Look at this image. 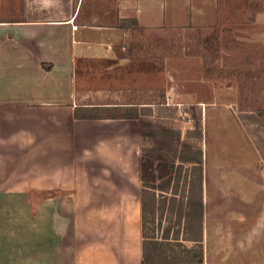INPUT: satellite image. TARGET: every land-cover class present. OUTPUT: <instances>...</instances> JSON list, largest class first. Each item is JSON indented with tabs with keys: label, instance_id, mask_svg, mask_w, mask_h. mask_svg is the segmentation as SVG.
<instances>
[{
	"label": "rangeland",
	"instance_id": "rangeland-1",
	"mask_svg": "<svg viewBox=\"0 0 264 264\" xmlns=\"http://www.w3.org/2000/svg\"><path fill=\"white\" fill-rule=\"evenodd\" d=\"M27 7H82L86 22H113L118 12L136 9L138 2L0 0V20L17 19ZM166 12L174 24L147 27L137 19L120 18L128 36L117 47V57L79 62V101L92 104L79 113L138 115L139 124L154 132L143 136L142 153L161 154L169 173L164 179H147L155 189L145 195L150 203L146 234L155 240L171 229L169 237L180 238L189 248L175 241L162 248L168 253L183 250L189 262L179 264H264V185L228 186L225 194L233 198L226 200L207 187V181L218 177L211 175L217 170L264 176V0H166ZM200 158L202 163H195ZM200 200L202 248L185 240L200 236L197 217L178 223L181 207ZM207 218L217 220L211 238L204 237ZM239 218L241 223L223 222ZM233 227L245 233L228 234ZM6 247L13 251L7 254L14 264L15 248ZM199 248L202 263H196ZM3 256L0 250V264H6Z\"/></svg>",
	"mask_w": 264,
	"mask_h": 264
},
{
	"label": "crops",
	"instance_id": "crops-1",
	"mask_svg": "<svg viewBox=\"0 0 264 264\" xmlns=\"http://www.w3.org/2000/svg\"><path fill=\"white\" fill-rule=\"evenodd\" d=\"M137 2L113 22H86L82 7H27L17 19L0 20V250L6 264L13 253L6 246L15 248L14 264H142L139 121L81 115L80 108L92 104H80L77 71L81 61L117 57L128 36L120 18L147 27L175 23L166 0ZM252 173L217 170L207 187L221 200L233 198L225 194L228 186L264 185V176ZM215 222L205 220V238L213 236Z\"/></svg>",
	"mask_w": 264,
	"mask_h": 264
},
{
	"label": "trees",
	"instance_id": "trees-1",
	"mask_svg": "<svg viewBox=\"0 0 264 264\" xmlns=\"http://www.w3.org/2000/svg\"><path fill=\"white\" fill-rule=\"evenodd\" d=\"M137 23L138 21L135 20ZM76 117H79L78 111L76 112ZM127 117L138 119L140 122V117L138 115H128ZM164 133H168L169 130L167 128L163 129ZM140 134L141 136H152L154 135V132L147 131L144 128V124L140 123ZM167 138V135L165 136ZM143 150V149H142ZM183 162H191L189 158H183ZM195 163H202V159L200 158L198 161L196 160ZM168 161L161 156V154H153L151 156L144 155L141 153V160H140V171H141V177L143 180V216H142V231H143V257H142V264H179V263H188L189 261L184 259L182 256L183 250L178 252L176 250L172 251L171 253H168L167 250L162 249L165 245L168 243H171L175 241L177 243L176 245L186 247L185 244H183L182 240L180 238H170V231L171 229H168L166 231V236H163L160 239L152 240L153 238H150L146 234V223H147V217L149 212L150 203L146 201L145 195L150 191V189H155V186H149L146 184L147 179H164L168 176L169 170H168ZM172 166H175V162L172 163ZM171 181V178H170ZM170 185V182L167 184V186ZM201 192L203 191L202 188V181H201ZM197 217V225L200 229V236H197L195 238H186L185 240L193 241L196 244H199V247L201 245V242L203 241L202 238V228H203V216H204V202L203 200L197 201L194 204L188 205L185 208L182 206L180 211V216L178 219V223L181 224L183 218L185 219H191L194 217ZM187 220V221H188ZM202 248V247H200ZM199 248V249H200ZM199 259L196 261V263H202L203 262V250L200 249L198 253Z\"/></svg>",
	"mask_w": 264,
	"mask_h": 264
}]
</instances>
